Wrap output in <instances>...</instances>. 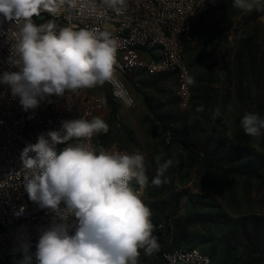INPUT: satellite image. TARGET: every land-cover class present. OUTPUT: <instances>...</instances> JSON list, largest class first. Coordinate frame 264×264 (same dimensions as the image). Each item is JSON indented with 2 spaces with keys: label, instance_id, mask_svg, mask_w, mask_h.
Masks as SVG:
<instances>
[{
  "label": "rangeland",
  "instance_id": "obj_1",
  "mask_svg": "<svg viewBox=\"0 0 264 264\" xmlns=\"http://www.w3.org/2000/svg\"><path fill=\"white\" fill-rule=\"evenodd\" d=\"M183 60L186 87L177 72L151 73V54L139 53L128 76L134 108L116 103L104 83L69 93L65 120L100 117L108 131L94 135L93 146L138 149L145 156L149 183L143 202L158 248L151 255L141 250L138 264H165L162 248L199 249L213 264H264V177L254 170L255 161L264 163V134L249 136L241 127L247 113L264 117V11L245 12L233 0H220L186 43ZM165 126L204 146L222 139L225 149L238 147L248 156L210 167L173 142ZM157 155L172 161L160 186L151 184Z\"/></svg>",
  "mask_w": 264,
  "mask_h": 264
},
{
  "label": "clouds",
  "instance_id": "obj_2",
  "mask_svg": "<svg viewBox=\"0 0 264 264\" xmlns=\"http://www.w3.org/2000/svg\"><path fill=\"white\" fill-rule=\"evenodd\" d=\"M104 2L118 12L125 4ZM65 3L73 0H0V17L14 22L10 38L15 43L8 62L17 69L4 71L0 84L19 98L25 111L41 102L52 103L53 96L71 101L67 94L114 78L118 43L108 32L34 23L32 18L41 10L56 13ZM233 7L264 11V0H233ZM188 82L194 83L191 78ZM241 127L249 136H260L264 117L247 113ZM107 131L100 117L65 120L59 130L41 133L21 152L29 199L54 213L37 244L38 264H138L141 250L151 255L158 248L151 211L142 199L149 183L145 156L138 149L110 152L91 144L94 135ZM74 139L78 142L70 143ZM60 144L65 146L58 150ZM155 164L151 184L160 186L167 182L172 161L157 155ZM69 217L76 219L74 235L69 234ZM24 251L21 264H31L27 246Z\"/></svg>",
  "mask_w": 264,
  "mask_h": 264
},
{
  "label": "built area",
  "instance_id": "obj_3",
  "mask_svg": "<svg viewBox=\"0 0 264 264\" xmlns=\"http://www.w3.org/2000/svg\"><path fill=\"white\" fill-rule=\"evenodd\" d=\"M219 4L220 0H125L118 12L104 0H73L56 13L41 10L32 19L37 25L53 23L76 29H98L116 39L115 74L105 83L116 103L132 109L137 98L128 76L137 66L139 53L151 54V62L146 64L151 73L177 72L186 87L185 45L195 37L203 18ZM13 30L14 22L0 17V75L17 70L8 62L15 43L10 38ZM51 100L52 103L41 102L38 108L25 111L19 98H13L10 89L0 84V264H21L25 246L32 257L31 264H38L36 251L40 235L53 223L54 213L29 199L21 160L23 149L35 144L38 135L59 130L65 121L70 109L68 97L53 96ZM131 184L139 188L135 180ZM67 223L71 226L69 234L74 235L75 217H69ZM160 256L165 264H213L211 257L199 249L162 248Z\"/></svg>",
  "mask_w": 264,
  "mask_h": 264
},
{
  "label": "trees",
  "instance_id": "obj_4",
  "mask_svg": "<svg viewBox=\"0 0 264 264\" xmlns=\"http://www.w3.org/2000/svg\"><path fill=\"white\" fill-rule=\"evenodd\" d=\"M165 130L171 134V139L173 142L184 146L190 156H195L199 158L201 162L203 161L210 167H224L225 164H231V162H233V157L240 155L242 156V159L248 156L247 154H245L246 150L240 152L238 147H233L235 151L225 149L224 147H222L224 146L222 144V139H212L215 143L214 146L212 144L204 146L203 144L196 142L192 137L189 138L187 136H182L181 134H178V132L172 127L165 126ZM255 162L257 163L256 168H254L255 174H257L258 177H264V163L261 162L259 164L257 161ZM156 233L157 232L155 231L154 234ZM261 233V237L264 238V231H262ZM158 235L160 236L159 233L157 234V236ZM251 236V233H249L250 238ZM257 251L259 252L260 250L257 249Z\"/></svg>",
  "mask_w": 264,
  "mask_h": 264
}]
</instances>
